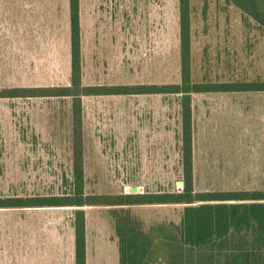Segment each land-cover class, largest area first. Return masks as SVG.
Here are the masks:
<instances>
[{"label": "rangeland", "instance_id": "rangeland-1", "mask_svg": "<svg viewBox=\"0 0 264 264\" xmlns=\"http://www.w3.org/2000/svg\"><path fill=\"white\" fill-rule=\"evenodd\" d=\"M80 11L83 83L179 81L177 0H81ZM190 19L194 80H264V27L228 0H191ZM69 77L68 0H0V88L64 85ZM69 102L0 97L1 197L69 190ZM82 103L85 192L181 190L176 95L83 96ZM192 104L194 189H264V91L197 93ZM183 206L125 208L148 231L180 223ZM112 208L84 207L93 262L117 264ZM73 211L0 208V264H18L25 236L31 248L36 237L46 247L56 227L65 257Z\"/></svg>", "mask_w": 264, "mask_h": 264}, {"label": "trees", "instance_id": "trees-1", "mask_svg": "<svg viewBox=\"0 0 264 264\" xmlns=\"http://www.w3.org/2000/svg\"><path fill=\"white\" fill-rule=\"evenodd\" d=\"M179 81L85 84L82 81L81 0H68L70 77L64 85L0 88V97L69 99L72 177L57 195L0 196V208L73 206L75 264H86L85 206H113L119 264H264V189L197 191L193 177V94L263 92L264 80L199 81L192 78L191 0H177ZM264 27V0H228ZM174 94L179 104L182 188L171 191L85 192L83 96ZM184 204L178 224L144 230L126 206Z\"/></svg>", "mask_w": 264, "mask_h": 264}, {"label": "crops", "instance_id": "crops-1", "mask_svg": "<svg viewBox=\"0 0 264 264\" xmlns=\"http://www.w3.org/2000/svg\"><path fill=\"white\" fill-rule=\"evenodd\" d=\"M40 207L45 208V207H60V206H40ZM87 227L88 226L86 223V264H100L102 262L99 263L98 261L93 262L90 260L89 238H88ZM25 229L27 231V228ZM51 229L53 230V227ZM33 240L34 239L32 238L28 239V237L25 236V240H23V242L25 243V248L21 247L18 264H75L74 229L72 230L71 237H69V240L67 241V243L69 242L68 249L69 250L71 249V252H69V254H67L65 257L63 256L61 257L60 254V237L57 227L55 230V234L53 232L50 235L48 234L46 238V243L48 245L46 247H41L38 243L41 240V238L36 237L35 245L31 248L32 246L31 243L34 242ZM104 253L105 252H101L99 256L100 260L103 258ZM117 264H119L118 245H117Z\"/></svg>", "mask_w": 264, "mask_h": 264}]
</instances>
